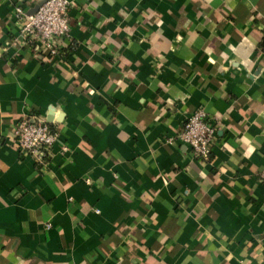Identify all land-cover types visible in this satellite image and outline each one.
I'll return each instance as SVG.
<instances>
[{"label": "crops", "instance_id": "obj_1", "mask_svg": "<svg viewBox=\"0 0 264 264\" xmlns=\"http://www.w3.org/2000/svg\"><path fill=\"white\" fill-rule=\"evenodd\" d=\"M41 1L0 0V264H264V0H72L56 57L19 37ZM200 108L206 162L178 139Z\"/></svg>", "mask_w": 264, "mask_h": 264}, {"label": "built area", "instance_id": "obj_2", "mask_svg": "<svg viewBox=\"0 0 264 264\" xmlns=\"http://www.w3.org/2000/svg\"><path fill=\"white\" fill-rule=\"evenodd\" d=\"M72 5V0H47L35 14L17 6L15 14L21 22L19 37L36 48L39 56L45 53L51 57L58 56L62 41L70 37ZM217 124L202 108L184 122L178 139L189 148L193 159L200 162L210 159L217 137ZM15 136L20 152L40 164L49 162L53 147L59 142V134L52 129L51 123L36 114L19 122ZM261 178L264 181V172ZM46 227L49 229L51 226Z\"/></svg>", "mask_w": 264, "mask_h": 264}, {"label": "water", "instance_id": "obj_3", "mask_svg": "<svg viewBox=\"0 0 264 264\" xmlns=\"http://www.w3.org/2000/svg\"><path fill=\"white\" fill-rule=\"evenodd\" d=\"M47 2V0H42L31 12H30V14H35L37 11H38V9L44 4V3H46Z\"/></svg>", "mask_w": 264, "mask_h": 264}]
</instances>
